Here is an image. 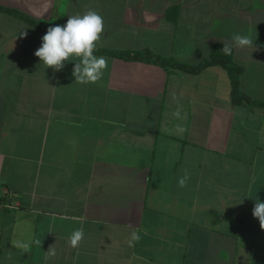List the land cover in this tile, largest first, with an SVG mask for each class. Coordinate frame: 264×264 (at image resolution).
<instances>
[{
	"label": "crops",
	"instance_id": "obj_1",
	"mask_svg": "<svg viewBox=\"0 0 264 264\" xmlns=\"http://www.w3.org/2000/svg\"><path fill=\"white\" fill-rule=\"evenodd\" d=\"M0 5L50 26L95 10L97 47L150 48L188 64L250 36L257 50L233 46L234 58L242 90L264 102V0ZM45 33L0 10V199L8 191L21 204L0 207V264H264L252 212L264 201V105L236 104L219 65L194 74L94 52L107 59L103 78L80 84L75 61L54 71L35 56ZM79 228L84 240L72 248ZM133 231L141 239L129 246Z\"/></svg>",
	"mask_w": 264,
	"mask_h": 264
},
{
	"label": "clouds",
	"instance_id": "obj_2",
	"mask_svg": "<svg viewBox=\"0 0 264 264\" xmlns=\"http://www.w3.org/2000/svg\"><path fill=\"white\" fill-rule=\"evenodd\" d=\"M68 17L64 25L57 24L47 28L42 37V44L34 54L39 57L46 68H52L54 71L62 70L67 61H75L72 70L75 82L80 84L97 83L103 78L104 71L108 66L105 57H97L94 54L97 43L104 32L103 17L95 10H86L82 14L69 15ZM27 34V31L20 33L21 36L25 37ZM233 46L239 49L252 48L254 51L257 50V45L250 36L238 33L233 35L231 44L223 41L221 51L225 55H231ZM73 57L77 59H73ZM175 98V94H173V99ZM173 115L180 119V108H177ZM184 131H186L184 127L177 126L178 133L182 134ZM189 178L187 170H185V175L179 180V186L185 187ZM252 212L253 216L259 219L261 229H264V201L256 198ZM140 239L139 233L133 231L127 243L129 246H134ZM83 240V229H75L69 237V244L72 248H78ZM33 242L37 245L41 243L39 239ZM15 246L25 253L29 251L30 247L29 243L26 242L17 243ZM47 252L49 256L56 255L53 245Z\"/></svg>",
	"mask_w": 264,
	"mask_h": 264
},
{
	"label": "trees",
	"instance_id": "obj_3",
	"mask_svg": "<svg viewBox=\"0 0 264 264\" xmlns=\"http://www.w3.org/2000/svg\"><path fill=\"white\" fill-rule=\"evenodd\" d=\"M0 10L11 12L15 15H18L28 22L37 25L47 31V28L50 26L24 12L19 10L1 6ZM223 43L213 44L210 53L205 56L200 62L196 64H188L181 61H178L173 56H164L155 53L150 48H143L138 50H127V49H105L96 47L95 53L105 54L115 57H121L128 60H139L146 61L151 63H156L163 66L168 71L176 70L183 71L188 73H199L209 66L219 65L227 70L232 87V98L236 104H247L252 106H263L264 102L255 100L247 95L241 88L240 77L244 72V67L238 63L234 58V48L231 55H225L221 48Z\"/></svg>",
	"mask_w": 264,
	"mask_h": 264
},
{
	"label": "built area",
	"instance_id": "obj_4",
	"mask_svg": "<svg viewBox=\"0 0 264 264\" xmlns=\"http://www.w3.org/2000/svg\"><path fill=\"white\" fill-rule=\"evenodd\" d=\"M0 207L6 209H19L21 208V204L18 200H14L10 192L6 191L4 197L0 199Z\"/></svg>",
	"mask_w": 264,
	"mask_h": 264
}]
</instances>
